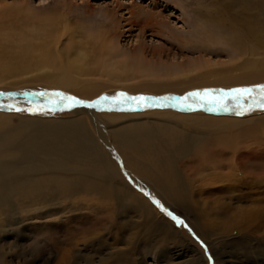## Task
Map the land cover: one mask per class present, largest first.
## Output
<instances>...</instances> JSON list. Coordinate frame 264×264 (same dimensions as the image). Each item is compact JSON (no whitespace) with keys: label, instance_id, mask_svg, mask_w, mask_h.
<instances>
[{"label":"rangeland","instance_id":"1","mask_svg":"<svg viewBox=\"0 0 264 264\" xmlns=\"http://www.w3.org/2000/svg\"><path fill=\"white\" fill-rule=\"evenodd\" d=\"M134 1L152 10H148L150 15H160L165 20L163 24L169 23L170 28L161 26L163 30H160L159 24L147 25L145 17L136 22L144 31L138 29V26L129 25L127 13L128 9H131L129 0H0V50H13L14 55L8 57L7 65L14 66V52L22 50L18 49V46L24 44L27 39L51 43L58 38L69 39L73 33L75 41L85 42L84 45L89 48V52H93L94 46L98 44L105 48L116 46L127 52L134 50V47L143 41L149 60L163 58L164 61H170L174 55L185 68H192L190 72L192 74L189 75L193 76L196 67L199 68L200 65L210 64L209 67L203 68V72H208L229 67L236 63L237 58L234 61L230 60L232 58L230 50L225 46L222 48L221 45H212L193 49L189 46L184 47L182 42H190L193 36L194 41L202 38L206 41L213 38L215 42L221 39L232 41V35L236 34L249 46L253 38L248 33L245 34L248 32L246 27L254 24L261 32L264 31V0H157L156 6H153L150 0ZM107 8L116 12L117 25L114 21L102 18L100 9ZM144 25L147 26L143 27ZM196 28L201 34L204 32L203 36L209 34L208 38L197 35ZM246 56L244 55L243 59ZM250 56L252 59L258 58L254 54ZM1 57L0 59H3ZM91 57L92 53H88L87 58ZM189 59V65L185 64ZM21 64L20 62L15 65L16 67L19 65L20 68L17 67L19 69L17 76L13 78L5 76V83L12 84L13 87L0 89V131L8 136L18 133L24 137L22 128L32 125L29 126L32 131L39 130L43 135H49L54 139H64L63 133L59 132L65 131V125L76 117L77 107L83 104L71 108L61 105L36 113L6 107L12 104L28 109L31 107L30 101L46 102V97L36 96L34 93L60 91L90 104L101 97L115 96L109 92L87 99L68 89L38 85L39 81L24 82L23 78L30 77L22 74L24 69L22 70ZM238 72L233 71L231 75ZM258 84H264V81L232 86L196 87L181 94L135 93L127 90L124 93L129 96L181 97L198 89H231ZM3 85L4 83L0 87ZM239 104L245 108L250 107L251 110L242 111L236 101L229 102L228 110L219 111H209L207 107H184L174 102L165 107L151 108H130L127 105V110L119 109L111 102H105L97 104L95 109L98 113L120 115L148 111H173L181 114L199 112L221 120L248 119L264 114V108L257 106L253 97H242ZM108 105L115 108H109ZM95 123L98 128L102 122ZM119 127L121 126L116 125L113 129ZM92 129L95 130L94 126ZM233 130L213 138L223 141L225 138L227 145L237 144V141L241 145H248L244 152L246 155L244 167L248 170L251 168L248 172H251L252 168L264 172V127L256 125V128H248L242 133L237 130L235 134ZM99 131V128L95 130V135L98 133L97 138L105 145ZM232 137L234 138L231 139ZM204 176H209V173ZM242 176L241 172L237 174L239 178ZM250 176L252 175L247 173L241 178L245 180L241 183L242 187H234L235 190L232 188L227 192L219 189L222 186L218 187L217 184L206 187L207 189H196L195 185L200 182L197 180L192 188L188 189L189 193L186 192V199L174 200L167 198L160 188L148 191L134 188L132 182L127 179V190H131L132 194L135 192L139 194L140 200H143L140 201L143 207L147 204L150 206L149 209L153 212L151 217L147 216V207L141 210L133 209L124 202L115 201L112 205V202L102 201L96 206L93 204L95 198L91 195L82 196L83 204L76 201L70 204L66 202V209L47 207L39 209L40 211H30L21 217L19 208L15 207L12 211L16 213L15 215L9 211L13 219L2 212V215L0 214V264H45L46 260L47 264H55L61 258L64 249L71 245L75 246L73 251L81 259L78 264H107L116 258L118 261L115 264H264V185L253 188ZM117 179L118 184H121L122 181ZM222 183L227 182L218 184ZM3 209L1 206V211Z\"/></svg>","mask_w":264,"mask_h":264},{"label":"bare ground","instance_id":"2","mask_svg":"<svg viewBox=\"0 0 264 264\" xmlns=\"http://www.w3.org/2000/svg\"><path fill=\"white\" fill-rule=\"evenodd\" d=\"M129 2L131 9L127 11L128 24L132 27L138 26V29L144 31L136 22L145 17L147 25L159 24L160 30H163L161 26L170 28L169 23L163 24L165 20L160 15H150L152 10L147 9V6L140 2L135 3L134 0ZM149 2L153 6L158 5L157 0ZM100 10L103 19L114 21L117 25V15L113 9ZM246 28L248 32L245 34L248 33L253 38L250 43L252 47L247 46L236 34H231L232 41L221 39L215 42L213 38L211 40L207 37L209 34L203 36L204 32L201 34L196 28L195 33L207 37L208 40L199 38L200 40L194 41V33L190 42H182L184 47L200 49L204 46L207 48L221 45L222 48L225 46L230 50V60H237L229 67L204 71L207 74L203 72V68L210 64L200 65L199 68L196 67L193 76H190L192 68H185L174 55L170 61H164L163 58L149 60L143 41H140L134 50L127 52L116 46L105 48L102 44L95 45L93 52H89L85 42L75 41L73 33L69 39L58 38L51 43L27 39L24 44L18 46V49L22 50L14 52V66L7 65L13 50H0V57L3 58L0 59V73L3 74L0 77V85L4 83L0 89L13 87L12 84L5 83V76H17L20 68L15 65L20 62L22 70L24 69L22 74L30 77L23 78L24 82L39 81L38 85L68 89L87 99L109 92L117 96L126 90L135 93L181 94L196 87L232 86L264 81V31L261 32L254 24H249ZM5 47L2 48L6 49ZM97 48L99 50H96ZM88 53H92L91 58H87ZM251 54L258 58L252 59ZM244 55L247 56L243 59ZM189 63L190 59L185 64ZM233 71L239 72L231 75ZM187 77L190 79H186ZM88 103L77 107L76 117L67 122L64 132L57 131L59 134L63 133L64 139H54L43 135L39 130L32 131L29 128L32 125L22 128L24 137L18 133L8 136L0 131L1 215L7 214L8 218L13 219L12 214L16 213L12 211L15 207L20 209V217L26 216L30 211H40L47 207L66 209V202L82 203V196L91 195L95 198L93 204L96 206L102 201L112 202V205L115 201L124 202L133 209L141 210L147 207V216L151 217L153 212L149 209L150 206L147 204L143 207L139 194H132L131 190H127V179L139 190L160 188L167 198L173 200L186 199V192L197 180L200 182L195 185L196 189L217 184L218 187L222 186L219 189L227 192L234 187H242L241 183L245 180L241 178L250 173V184L253 188L264 185V172L256 168L248 172L251 168L248 170L244 167V152L248 145H241L238 141L237 144L227 145L225 138L224 141L213 138L220 137L232 129L233 133L237 130L242 133L248 128H256V125L264 127V114L248 119L223 120L199 112L181 114L173 111H148L120 115L98 113L95 107L89 106ZM115 105L119 109L128 108L127 105ZM97 121L102 122L98 126L99 134L107 147L97 138L98 133L95 135L94 131L98 129L95 123ZM116 125L121 127L113 129ZM240 172L243 176L239 178L237 174ZM207 173L209 176L204 178L203 175ZM117 178L122 181L121 184H118ZM223 181L227 183L218 184ZM1 206L4 207L3 211ZM9 211L12 214H9ZM86 240L88 241L87 238ZM74 249V245L65 248L55 264H78L81 259L74 253ZM117 261L116 258L107 264H115ZM47 263L48 260L45 261V264Z\"/></svg>","mask_w":264,"mask_h":264},{"label":"snow or ice","instance_id":"3","mask_svg":"<svg viewBox=\"0 0 264 264\" xmlns=\"http://www.w3.org/2000/svg\"><path fill=\"white\" fill-rule=\"evenodd\" d=\"M36 96L46 97V102L30 101L31 107L23 109L15 107L12 104L6 107L14 108L16 111H30V112H43L50 109H55L63 105L64 107H74L77 104L84 103L75 96L65 94L60 91L52 92H38L34 93ZM249 96L254 98L257 106L264 108V84H258L251 87H236L231 89H217L205 88L202 90H195L187 93L181 97H150L146 95L129 96L127 93H120L114 97H101L98 101L93 102L89 106L95 107L97 104L111 102L112 104L128 105L130 108L136 107H165L174 102L175 104L184 107H207L209 111H219L221 109L228 110L229 102L236 101L238 107L242 111H250L251 108H245L239 101L242 97Z\"/></svg>","mask_w":264,"mask_h":264}]
</instances>
